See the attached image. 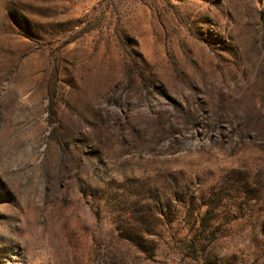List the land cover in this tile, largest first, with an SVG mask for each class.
I'll use <instances>...</instances> for the list:
<instances>
[{
  "label": "rangeland",
  "instance_id": "374dc122",
  "mask_svg": "<svg viewBox=\"0 0 264 264\" xmlns=\"http://www.w3.org/2000/svg\"><path fill=\"white\" fill-rule=\"evenodd\" d=\"M0 264H264V0H0Z\"/></svg>",
  "mask_w": 264,
  "mask_h": 264
}]
</instances>
